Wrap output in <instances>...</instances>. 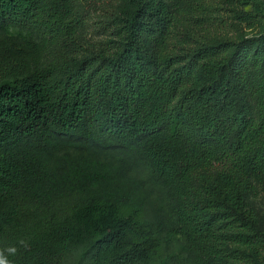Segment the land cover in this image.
<instances>
[{
  "label": "trees",
  "instance_id": "trees-1",
  "mask_svg": "<svg viewBox=\"0 0 264 264\" xmlns=\"http://www.w3.org/2000/svg\"><path fill=\"white\" fill-rule=\"evenodd\" d=\"M101 1L0 0V260L264 264V17L229 0L252 34L171 49L169 0H119L91 42L74 5ZM11 28L66 53L40 64Z\"/></svg>",
  "mask_w": 264,
  "mask_h": 264
},
{
  "label": "rangeland",
  "instance_id": "rangeland-1",
  "mask_svg": "<svg viewBox=\"0 0 264 264\" xmlns=\"http://www.w3.org/2000/svg\"><path fill=\"white\" fill-rule=\"evenodd\" d=\"M237 9L259 14L264 17V0L257 2L249 0H232ZM176 18L172 37L168 42V48L179 47V41L196 40L205 41L206 39L235 38L239 33L252 34L256 28H248L245 23H238L230 9L233 4L229 0H169ZM119 0H103L94 7H88L81 2H76L74 10L76 13L83 14L84 23L79 27L78 33L84 35L91 42L105 39L103 33V17L109 12L116 11L119 7ZM254 19H260V18ZM195 19H197L195 21ZM187 30V32H185ZM187 33V35H185ZM10 40L19 41L28 51L37 50L41 53L39 63L49 62L52 59L64 55L66 50L63 48V40L59 37L37 33L28 29L11 28L8 32ZM99 157L107 161H117L119 156L111 150L95 151ZM144 175L145 172L138 168L134 172ZM249 203L257 213L259 222L264 228V178L260 182H255L254 190L248 196ZM85 246H78L70 249L64 256L62 264H85Z\"/></svg>",
  "mask_w": 264,
  "mask_h": 264
},
{
  "label": "clouds",
  "instance_id": "clouds-1",
  "mask_svg": "<svg viewBox=\"0 0 264 264\" xmlns=\"http://www.w3.org/2000/svg\"><path fill=\"white\" fill-rule=\"evenodd\" d=\"M0 264H6L4 260H0Z\"/></svg>",
  "mask_w": 264,
  "mask_h": 264
}]
</instances>
